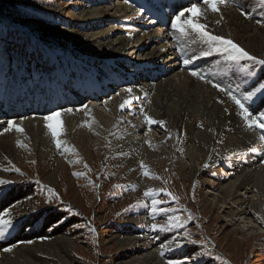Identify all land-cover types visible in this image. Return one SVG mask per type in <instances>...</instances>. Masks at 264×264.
I'll return each mask as SVG.
<instances>
[{"label":"bare ground","instance_id":"6f19581e","mask_svg":"<svg viewBox=\"0 0 264 264\" xmlns=\"http://www.w3.org/2000/svg\"><path fill=\"white\" fill-rule=\"evenodd\" d=\"M155 1L157 4L149 0H129V3L124 0H76L67 4L60 14L70 16L72 24L65 29L51 28V31L59 41L72 48L74 63L66 65L55 60L53 76L46 87L39 79L27 83L22 79L13 82L8 76L1 79L0 105L3 107H0V129L8 127L10 119L15 121L29 131L37 151L51 157L57 153L54 154L56 151L48 139L43 117L57 108L79 107L88 104L89 100L103 99L106 102L103 108L114 115L108 117L109 114H103L99 106H94L95 111L106 125L115 129L113 141L123 145L131 166L135 164L132 161L136 162L141 157L139 147H143L144 152L148 149V156L175 155L172 152L175 132L180 139L177 142V152L181 153L179 167H192L194 174L200 171L197 164H202L209 153L218 151L220 146L230 148V151L247 148L246 154L224 162L229 166L227 170L215 166L216 174L210 175V171L201 174L204 178L201 198L210 209H223L231 228L238 227L237 230L244 233L243 228L248 227L246 231L251 232L256 224L262 229L264 166L256 161L262 156L260 152L251 150L255 142L240 125L241 118L235 115L238 112L229 109L227 99L215 93L211 84L190 75L193 68L184 65L183 60L195 55L197 59L193 62H196L197 70L222 87L236 88L239 95L247 94L249 90L256 94L262 72L255 70L254 63L246 60L232 68L227 60L223 61V53L211 51L209 45L194 39V34L184 36L173 29L168 18L173 19L180 6L188 7L191 0H174L172 4L169 0ZM168 6H172L174 11H167ZM219 7V12L208 11L205 17L200 18L206 30L233 40L251 55L264 58V5L260 0H228L226 5ZM140 8L142 13L137 12ZM72 11H77V20ZM243 12H247V16ZM257 20L262 23L258 24ZM203 51L211 53L207 56L211 59L207 66L199 58L206 57L201 55ZM151 72L157 76L150 75ZM161 74L165 76L162 79L159 77ZM126 89H132V92ZM125 100L131 103L120 108ZM141 108L153 119L164 121V125H147ZM25 116L28 117L22 121L21 117ZM17 133L12 129L0 135V157L15 161L21 159L23 152L17 144V140H21ZM88 135L81 131L74 133V138L79 145L85 146L90 142ZM153 149H156L155 153L150 151ZM184 158L191 164L187 165ZM54 164L58 168L64 166L61 156L56 155ZM46 177L56 182L57 169ZM20 195L10 192L0 203V211L10 210V216L4 218L13 219L17 212H22L17 202L22 197ZM53 230L55 233L46 229H42V233L32 229L17 233L10 243L12 250L1 251L0 264H70V247L74 245L72 232L66 227ZM36 233L43 237H35ZM139 233L141 231H135L134 236L121 233L116 236L128 246L125 261L121 264H165L158 257L159 249H163L154 248L151 236H148L149 240L139 239L136 236ZM47 236L53 238L46 239Z\"/></svg>","mask_w":264,"mask_h":264},{"label":"rangeland","instance_id":"374dc122","mask_svg":"<svg viewBox=\"0 0 264 264\" xmlns=\"http://www.w3.org/2000/svg\"><path fill=\"white\" fill-rule=\"evenodd\" d=\"M75 1L0 0V82L6 76L13 82L22 79L27 83L39 79L46 87L50 77L53 76L55 60H60L63 64L74 63L75 57L72 48L64 41H59L51 28L65 29L72 24L70 21L73 19L70 16L67 17L60 13H63L62 10L67 4ZM150 1L157 4L155 0ZM191 1L193 2V0ZM173 2L174 0H169V4ZM190 3L187 4L188 7ZM231 3L234 4V2ZM166 9L170 11L173 8L168 6ZM71 14L76 20L78 19L77 11H72ZM168 19L171 23L172 17ZM199 58L206 66L207 62L211 61L207 56H199ZM223 61H225L224 58ZM227 62L232 68H236L240 64ZM252 65L255 70L262 72L259 74L258 88H260V85L264 84V66ZM189 66L197 70L196 62H192ZM215 71L217 72V69ZM149 74L157 76L153 72ZM159 77L162 79L165 76L161 74ZM214 89L215 93L222 94L227 99L230 110L235 109L239 112L238 106L225 92H221L217 88ZM232 91L246 107L251 106L250 111L253 114L264 111V89L256 91L249 101H244L243 95H239L236 88H232ZM241 91L245 92L246 90L241 89ZM251 91L249 90V92ZM88 102L85 104L87 108L83 107L85 105L79 107L68 105L53 110L73 109L70 113L61 112L63 124V132L60 136L63 141L61 148L56 147L46 128L50 144L56 151L54 154L57 153V156H61L63 167L58 168L54 164L56 155L48 157L37 151L33 137L24 127L23 129L26 131L17 133L21 140L23 138L20 142L26 145V147L19 145L23 152L20 156L21 159L15 161L0 157V180L6 181V183L0 184V203L10 192L15 191L22 195L21 199L17 200L21 205L22 212H17L16 216H12L14 228L9 227L3 235L6 237L0 236V253L4 252L6 248H11V241L15 240L17 233L23 232L25 229H32L38 233H42L41 230L46 229L55 233L53 229L66 227L71 230L74 241V245L72 244L70 247L72 254L70 264H121V261H125L128 246L117 240L116 236L120 233V235L134 236L135 231H141L136 236L142 240H149L148 236H151L153 243L155 242L154 248L155 246L161 248L162 244L168 242L170 248L166 250L167 252L163 249V257L160 249L158 253V257L165 264H168L169 260L175 261L177 264H264V222L262 229L254 224L251 232L246 231L248 229L246 227L243 228L245 229L243 233L241 230H237L238 227L228 226L229 221L224 216L223 209H219V207L210 209L202 202L201 198L203 173L210 171V175H212L215 166L218 168L221 166L227 170L229 166L224 162L246 154L248 151L245 149L247 148L230 151V148L220 146L218 151L210 152L202 164H197L201 172L194 174L192 167H183L182 169L179 167L178 157H181V153L177 152V142L180 139L175 132L172 137L175 143L172 152L176 153L175 155L148 156V149L144 152L143 147H139L138 152L141 157L136 159V162L132 161L136 165L131 166L127 161L123 145L113 141L115 129L113 126L106 125L95 111L94 106H99L98 108L102 109L103 114H109L108 117H112L113 112L108 108V111L103 108L106 106L103 99L95 102L92 99ZM217 103L221 105L219 102ZM235 115L241 118L239 119L240 125L246 129L247 134L253 137L255 142L253 149L257 148L255 152H260V156H262L256 161H259V165L264 166V140L260 139V136L264 135V129L256 126L249 127L238 113ZM26 117L28 116L21 117L22 121ZM260 122L264 123V120ZM81 131L89 134L90 142L85 146L79 145L74 138V133ZM0 132H3V129L2 131L0 129ZM5 134L7 132L0 135ZM65 148L69 150L65 151ZM150 151L155 153L156 149ZM184 161L188 165L189 161L186 158ZM141 162L146 166V169L140 167ZM205 164H208L209 167L205 168ZM15 168L20 171H15ZM54 168L57 169L56 182H51L46 176L50 171L55 170ZM145 170L149 172L148 176L143 174ZM76 173L81 174L76 175ZM214 174L216 173L214 172ZM150 188L157 190L156 194L145 196L146 190ZM49 189H52L53 192H49ZM160 189H164V191H159ZM168 193L178 199H172ZM153 199L163 201L157 205V209H176V212L157 211L154 213L152 211ZM173 214L180 216L182 221H187L183 228L152 227L154 224L165 225L168 216ZM189 216L191 219H187ZM185 231L190 234V239L197 243H190L189 238L184 236ZM38 233L35 237L42 238L43 235ZM45 238L52 239L53 236Z\"/></svg>","mask_w":264,"mask_h":264},{"label":"snow or ice","instance_id":"6c2138e0","mask_svg":"<svg viewBox=\"0 0 264 264\" xmlns=\"http://www.w3.org/2000/svg\"><path fill=\"white\" fill-rule=\"evenodd\" d=\"M125 3H129V0H124ZM201 3L203 7L201 6ZM228 3V0H198L197 3H191L189 7H183L180 6L179 10L176 12L174 18L171 20V25L174 29H177L178 32L184 36H190L193 35L194 39H199L200 41L206 43L210 46L211 51H216L224 54V59L230 62H234L236 64H239L241 61H251L254 64H258L261 66H264V58H258L254 55H251L249 52H247L244 48H242L239 44L235 43L233 40L225 38L223 36L213 35L209 31L206 30V25L200 22L201 17H205L206 13L208 11L211 12H219L220 7L219 5H226ZM260 4L264 5V0H260ZM134 7V5H133ZM138 13H142L143 9H137ZM187 14V15H186ZM245 16H247V12H243ZM257 23L260 24L262 21L257 20ZM211 53L209 51H203L201 52V55L208 56ZM197 59L195 55H193L190 59H184L183 64L184 65H190L192 64L193 60ZM190 75L198 77L201 80H204L206 83H209L212 85V87L217 88L221 92H225V94L235 102V104L239 108L238 114L243 118V120L247 123L249 127H259L260 129H264V123H261L260 121L264 120V111H260L257 114H253V112L250 111V107H246L245 104L239 99L232 91L230 87H222L220 83L213 82L211 79H207L205 75H203L199 70L190 69ZM260 89H264V84L260 85V88H258L256 91H259ZM127 92L131 93L132 89H126ZM255 95V92H248L247 94L243 95L244 101H249L252 99V97ZM130 100H125L121 105L120 108H124L126 105L130 104ZM84 108H87V106H83ZM67 111L72 112L73 109H63V110H56V111H50L49 114L43 117L45 121V126L49 130L56 147L59 149L61 148L63 141L60 139V136L63 132V124L61 121V112ZM141 112L144 115L145 123L149 126L151 125H164V121L161 120H155L150 115H148L146 112H144L143 108H141ZM8 127L3 129V132H0V134H3L4 132L11 131L12 129H15L17 132H23L24 129L20 127L15 121H8L7 122ZM90 126V125H89ZM261 140H264V135L260 136ZM17 144L21 147H26V145L22 144L19 140H17ZM69 149L65 148V151H68ZM252 151H256V149H251ZM14 167V166H13ZM141 168H145L146 166L141 162L140 164ZM205 168L209 167L208 164L204 165ZM15 171L19 172L20 170L18 168H15ZM81 173H76V175H80ZM145 176L149 175V172L147 170L143 173ZM6 183V181L0 180V184ZM157 190L154 189H148L145 192V196H154L156 194ZM159 191H164V189H160ZM49 192H53L52 189H49ZM168 195L174 199L177 200V197L172 196L171 193H168ZM30 199V198H29ZM163 203V201H159L156 199L152 200V211L155 213L157 211L161 212H171L175 213L176 209H157V205ZM5 216H10V210L5 209L0 211V236L5 235V233L8 231L9 227L12 226V220L11 218L5 219ZM187 219H191V216H189ZM186 220L182 221L181 217L178 215H169L167 218V223L165 225H152L153 228H161V229H168V228H175L180 229L184 227V224H186ZM184 236L189 238L190 243H197L196 241H192L190 239V234L185 231ZM31 243V241H29ZM167 244H162L161 249L167 248ZM5 251H11V248L4 249ZM163 251H161V255H163ZM168 264H177V262L169 260Z\"/></svg>","mask_w":264,"mask_h":264}]
</instances>
